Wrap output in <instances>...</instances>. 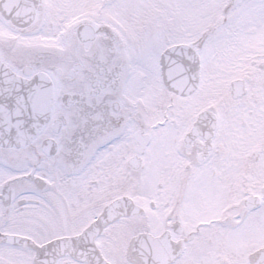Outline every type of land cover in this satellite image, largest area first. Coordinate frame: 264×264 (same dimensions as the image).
<instances>
[{"label":"snow or ice","instance_id":"obj_1","mask_svg":"<svg viewBox=\"0 0 264 264\" xmlns=\"http://www.w3.org/2000/svg\"><path fill=\"white\" fill-rule=\"evenodd\" d=\"M0 264H264V0H0Z\"/></svg>","mask_w":264,"mask_h":264}]
</instances>
